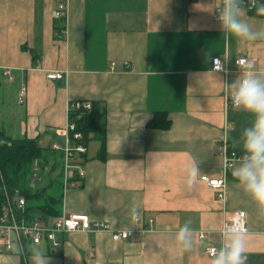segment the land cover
<instances>
[{"label": "crops", "instance_id": "0c3cea01", "mask_svg": "<svg viewBox=\"0 0 264 264\" xmlns=\"http://www.w3.org/2000/svg\"><path fill=\"white\" fill-rule=\"evenodd\" d=\"M60 3L68 6L67 20L56 16ZM220 6L221 0H0V144L34 139L48 156L33 181L42 195L29 204L47 205L53 196L58 213L38 218L43 222L86 214L113 231L132 232L122 241L110 232H62L61 246L28 240L25 258L0 251V264H32L33 248L50 264H210L207 248L221 246L223 222L241 211L247 264H264V217L219 150L226 140L230 151L243 154L240 135L254 118L226 110L225 84L244 70L240 57L264 74V40L226 41ZM244 10L254 30L264 29V17ZM215 58L226 72L213 69ZM50 72L63 78L50 80ZM74 101L95 104L103 130L90 134L77 157L84 179L65 189V155L52 145L64 143L59 130ZM162 112L171 125L152 127ZM225 121L232 129L227 137ZM193 162L199 176L188 189ZM203 176L226 177L224 200ZM133 207L140 221L133 222ZM189 219L195 244L182 251L175 233Z\"/></svg>", "mask_w": 264, "mask_h": 264}, {"label": "clouds", "instance_id": "9594fccd", "mask_svg": "<svg viewBox=\"0 0 264 264\" xmlns=\"http://www.w3.org/2000/svg\"><path fill=\"white\" fill-rule=\"evenodd\" d=\"M248 7L255 8L256 14L264 17V3L249 0ZM244 15L243 0H221L217 19L225 40L233 37L249 42L264 40V29L254 30L243 19ZM237 64L244 70L236 80L225 86L230 89L233 108L252 114L254 119L240 135L243 155L237 160L225 157L224 167L231 170L233 179L255 202L258 214L264 217V74L253 71V66L245 65L243 61H237ZM231 130L230 124L225 121V137ZM198 176L199 166L193 162L186 168V188L194 187ZM131 217L133 222L138 220L139 211L136 207L132 208ZM245 235L235 225H226L221 230V246L211 249L210 264H247ZM194 236L195 231L189 219L175 233V242L182 251H191L195 244ZM10 248L16 255L24 252L23 246L19 244L10 245ZM31 251L32 264H50V258L43 251L37 248Z\"/></svg>", "mask_w": 264, "mask_h": 264}, {"label": "built area", "instance_id": "2783aa9c", "mask_svg": "<svg viewBox=\"0 0 264 264\" xmlns=\"http://www.w3.org/2000/svg\"><path fill=\"white\" fill-rule=\"evenodd\" d=\"M258 3H264V0H257ZM249 0H243L244 7L251 13L256 12L255 8L248 7ZM221 7V6H220ZM218 8V11L220 9ZM56 16L63 20L68 19V6L66 3H60L56 11ZM243 61L245 65L250 64L248 58L240 57L236 60ZM226 63L220 59L215 58L213 60V69L216 71H227L225 67ZM238 65V64H237ZM241 67L240 65H238ZM242 68V67H241ZM48 79L55 80L63 78L62 72H50L47 74ZM226 110L233 108L230 94H226ZM93 103L89 101H74L68 106L67 110V124L65 127L59 130L60 135L64 138L62 145L54 143L52 150L61 151L65 155V167H64V181L65 189L69 187H76L79 185L85 177V171L82 167L76 163L77 157L86 153V143L84 141V135L81 132H77V125L71 120L70 114L73 111L83 110L91 111ZM225 157L231 160H237L243 154L236 151H230L227 141L219 148ZM204 181L211 189L218 192L220 199L226 198V177L222 178H209L203 176ZM80 180V181H79ZM8 210L5 219L0 223V251L12 253L10 245L19 244L23 246L25 256V244L28 240L39 244L43 239H47L55 246H61V242L57 240V234L62 232H74V231H96V232H110L114 241H122L131 237V231H113L109 224L100 221H92L89 215L86 214H65L63 216L52 218L50 222H43L40 219L26 222L24 219H18L15 206L8 199ZM21 211L25 210L26 200L20 198L16 205ZM137 221H140V217ZM226 225H235L236 228L242 230L244 233L248 231L247 214L244 211L237 212L230 220L223 222L221 230ZM201 238H206L205 233L200 234ZM217 248L210 246L207 248V253L211 256V249ZM26 263V260H25Z\"/></svg>", "mask_w": 264, "mask_h": 264}, {"label": "trees", "instance_id": "16d2710c", "mask_svg": "<svg viewBox=\"0 0 264 264\" xmlns=\"http://www.w3.org/2000/svg\"><path fill=\"white\" fill-rule=\"evenodd\" d=\"M101 117L102 114L95 104L91 111L78 110L70 114L71 120L77 125V132L84 135L85 143L89 140L91 133L103 130ZM150 125L165 129L171 125V121L167 118V114L162 112L155 115ZM47 157L46 150L44 151L34 139L11 140L0 144V223L6 217L8 199L15 206L18 219L28 218V221H31L58 213L53 196H50L47 205L31 206L29 204L30 201L42 195V191L38 192L39 190L33 188V181L36 171L41 170ZM61 191L63 194V189ZM19 197L26 200L24 211L16 207Z\"/></svg>", "mask_w": 264, "mask_h": 264}, {"label": "rangeland", "instance_id": "374dc122", "mask_svg": "<svg viewBox=\"0 0 264 264\" xmlns=\"http://www.w3.org/2000/svg\"><path fill=\"white\" fill-rule=\"evenodd\" d=\"M20 198H22V197H19L18 199H20Z\"/></svg>", "mask_w": 264, "mask_h": 264}]
</instances>
